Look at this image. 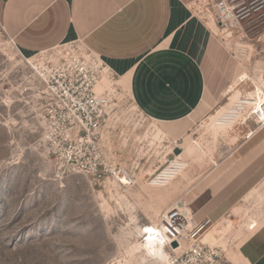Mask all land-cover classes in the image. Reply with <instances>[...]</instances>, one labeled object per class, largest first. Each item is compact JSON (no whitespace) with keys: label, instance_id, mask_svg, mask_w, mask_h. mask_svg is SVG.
Instances as JSON below:
<instances>
[{"label":"rangeland","instance_id":"1","mask_svg":"<svg viewBox=\"0 0 264 264\" xmlns=\"http://www.w3.org/2000/svg\"><path fill=\"white\" fill-rule=\"evenodd\" d=\"M215 31L214 52L205 66V97L185 121L161 123L144 115L117 78L122 94L107 146L137 178L135 185L119 188L70 173L49 153L39 74L0 22V264H167V258L146 248L142 229L159 223L168 209L193 212L195 190L223 162L248 165V176L243 175L229 211L233 225L226 228L227 222L220 221L207 234L215 239L210 244L223 251L219 264H244L241 247L264 224V123L254 110L221 128L211 116H220L232 97L243 100L255 90L253 78L264 92V0L240 25ZM242 71L250 78L231 90ZM196 143L200 150L192 148ZM167 153L187 165L169 184L153 185ZM254 220L258 226L250 230Z\"/></svg>","mask_w":264,"mask_h":264},{"label":"crops","instance_id":"2","mask_svg":"<svg viewBox=\"0 0 264 264\" xmlns=\"http://www.w3.org/2000/svg\"><path fill=\"white\" fill-rule=\"evenodd\" d=\"M196 2L0 0V22L27 57L81 38L120 78L126 77L125 90L144 115L172 123L190 116L207 89L205 66L214 52L215 30L194 12ZM236 165L223 162L207 184L195 190L190 204L197 221H219L230 211L242 177L248 176V165ZM232 170L234 175L227 178ZM251 223H256L254 230L258 222ZM241 252L244 264H264V224L247 238Z\"/></svg>","mask_w":264,"mask_h":264},{"label":"built area","instance_id":"3","mask_svg":"<svg viewBox=\"0 0 264 264\" xmlns=\"http://www.w3.org/2000/svg\"><path fill=\"white\" fill-rule=\"evenodd\" d=\"M259 1L198 0L196 3L202 8L198 15L201 19L208 23L213 18L219 31H229L247 18ZM34 56L41 82L43 139L49 153L66 171L84 175L94 185L112 184L119 188L135 185L137 178L132 168L118 163L107 146L119 99L111 86L103 84V79L107 77L115 82L119 75L81 38L62 42ZM170 155L161 156L152 182L164 179V171L174 165L177 156ZM233 217L231 211L219 221L211 218L197 221L190 209L172 208L161 214L153 235L163 241L168 252L167 264H219L223 251L216 244L206 242L205 235L215 223H226L225 220ZM149 234L144 231L143 240Z\"/></svg>","mask_w":264,"mask_h":264},{"label":"bare ground","instance_id":"4","mask_svg":"<svg viewBox=\"0 0 264 264\" xmlns=\"http://www.w3.org/2000/svg\"><path fill=\"white\" fill-rule=\"evenodd\" d=\"M193 8H194V12L197 15L201 14L202 8L198 3H195L193 5ZM208 25L214 28L216 30L215 31L216 33L219 32V29L217 25L215 24V21L213 20V18H210V20L208 21ZM28 58H29V61L33 62L35 65L36 56H30ZM248 78H250V76L247 71H242L238 73L236 79L234 80V82L229 88L231 90H235L237 85H239L241 82L245 81V79H248ZM126 80H127L126 77H124L123 79L121 77L120 79V83H122L124 87H127ZM253 80L256 83L255 90H251L248 96H246L243 100H235L233 99L234 97H232L231 99L233 100V102L223 107V113H221L220 116H215V115L211 116L212 123L214 124V126L221 128V127L232 125L239 119V117L244 118L246 116V119H247V115L253 110L255 111L254 113H257L260 116L257 118L258 121L261 122V119L264 120V92H263L262 86L254 78ZM117 82H118V79H116L115 82H112L107 77L103 79V84L107 86H111L116 91V94L119 95V94H122L121 92H119V90H122V88L120 87V85L117 84ZM225 109H228V110H225ZM245 110H246V114L243 113ZM192 148L197 149V150L201 149L200 144L198 143H196V145H194ZM186 165L187 163L185 160L177 159L176 161H174L173 166H171L170 168L164 171L163 173V175H165L164 179H155V181L152 182V184L157 185V186H165L169 184L171 180L173 181V179L180 174V171L185 169ZM179 206L182 207L183 206L182 203H179ZM225 222H227V224L225 225L226 228L231 227L233 225L232 219L225 220ZM157 224L152 223L150 227L154 229ZM248 226L251 230L254 226H256V223H251ZM145 227L147 228V226ZM143 232L144 230L142 229V233ZM205 239L209 243H212V241L215 240L211 232L207 234ZM144 243L150 253L157 255V256H162V257L167 258L168 252L164 248L163 241L155 237L153 233L149 234L148 239L144 240Z\"/></svg>","mask_w":264,"mask_h":264},{"label":"snow or ice","instance_id":"5","mask_svg":"<svg viewBox=\"0 0 264 264\" xmlns=\"http://www.w3.org/2000/svg\"><path fill=\"white\" fill-rule=\"evenodd\" d=\"M144 231H145L146 233H153V232L155 231V229H153V228H151V227H147V228L144 229Z\"/></svg>","mask_w":264,"mask_h":264},{"label":"water","instance_id":"6","mask_svg":"<svg viewBox=\"0 0 264 264\" xmlns=\"http://www.w3.org/2000/svg\"><path fill=\"white\" fill-rule=\"evenodd\" d=\"M173 245H174V246H176V245H177V243H176V242H174V243H173Z\"/></svg>","mask_w":264,"mask_h":264}]
</instances>
